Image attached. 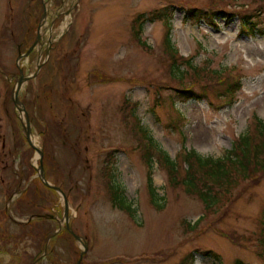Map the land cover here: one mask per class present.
I'll return each instance as SVG.
<instances>
[{
    "label": "rangeland",
    "instance_id": "obj_1",
    "mask_svg": "<svg viewBox=\"0 0 264 264\" xmlns=\"http://www.w3.org/2000/svg\"><path fill=\"white\" fill-rule=\"evenodd\" d=\"M261 3L0 0V226L11 240L0 235V264H48L42 250H51L52 238H45L67 225L63 194L35 182L41 181L40 154L26 139L25 112L14 103L20 69L35 75L19 93L34 144L46 154L47 179L66 194L70 226L80 236L63 235L53 245L59 264L76 263L82 251L80 264H264V173L206 209L155 163L154 186L164 197L159 209L148 187L142 131L180 162L185 148L222 156L256 116L264 120V33L242 34L241 21L228 16L216 19L217 26L186 21L184 11L245 12ZM170 4V23L139 18ZM142 22L136 39L133 29ZM167 37L182 60L198 65L201 80L190 83V70L187 86L173 76ZM237 78L242 87L230 102L223 89ZM183 87L202 96H178L175 89ZM112 162L134 214L109 200L110 174L103 172L112 173ZM41 214L46 220L30 224Z\"/></svg>",
    "mask_w": 264,
    "mask_h": 264
},
{
    "label": "trees",
    "instance_id": "obj_2",
    "mask_svg": "<svg viewBox=\"0 0 264 264\" xmlns=\"http://www.w3.org/2000/svg\"><path fill=\"white\" fill-rule=\"evenodd\" d=\"M173 11H175V5L170 4L168 7L163 8V10H157L152 12V14L148 13L147 15L142 14L139 18L143 20V22L147 20L154 22V20L163 19L165 22L170 23ZM184 11L186 21L194 20L196 22H200L204 20L212 26H217L216 19H219L222 16H228L231 18H238L241 21L242 25L240 32L242 34L251 35L255 32L260 34L264 33L263 26L259 25V19L262 18L261 16H264V3H261L254 10L245 12L228 9L222 10L217 8L209 10L204 7L197 6L184 7ZM143 22L142 24L139 23L140 25L138 28L133 29L134 37L136 39H139V34L143 29ZM166 45V50L171 59V73L180 81V84L185 83L184 86H187L185 80L183 79L186 78V74H188L189 70V72L193 74V76H191L192 79H189L190 83L195 82L194 79L196 78L197 80H201L203 73L200 72L198 65L193 61V59L188 58L182 60V56L179 54L177 46H175V43L171 41L170 37H167ZM215 72L217 71L215 70ZM205 77L209 78L207 75ZM207 84L208 83L204 82L202 85ZM192 87H183L175 90L179 92L178 96L185 98H198L199 94L195 92ZM239 87H242L241 78L233 80L225 87V89H223L224 96L228 97L230 102H232V98H234ZM142 131L145 133V137L147 139L145 161L148 167V187L152 203L159 209L164 207V203L160 202V200H163L164 197L158 195L157 189L154 186L153 168L155 163H158L159 166L167 169L169 173V180L172 184L183 185L187 193L198 196L204 203L206 209H210L220 204L223 199L231 200L234 194L233 191H236L242 183L246 181L249 182L254 179V177L264 173V120L258 116L255 117V121L243 134L236 137L232 147L219 157L203 156L195 149L185 148L181 153L182 161L179 162V160L171 158L169 153L159 146L157 141H155L153 137L147 133L145 128L142 127ZM46 158L45 154L44 162L46 161ZM112 164L113 162L108 165L112 166ZM115 168V165H113L111 169L112 173L108 172V170L103 172L105 175L108 173L110 174L109 180L107 181L109 200L111 201L113 207L124 210L130 214H134L137 212V209L134 208L133 204L127 200L124 195V188L122 185L116 182V180L114 181V178L117 176ZM47 177L48 176H46V178ZM41 181L38 179L35 180L36 184L39 182L40 186L44 187V189L54 192L53 188L46 186ZM17 200L19 201V199ZM4 215L5 218H8L7 214H2L3 217ZM46 218L47 217L41 214L36 220L31 221L30 224L37 221L42 222L46 220ZM48 220L53 221L51 218ZM197 222L198 221L191 225V230H195L197 228ZM52 232L45 238V240L47 238H52L51 250L46 252L43 248L42 251L45 253L44 256L47 259L48 264H59L57 260L58 256L53 245L55 246V243L59 240L60 236L70 235L71 233L67 229H61L60 232L56 233L52 237ZM0 235L11 241L2 228L0 230ZM205 254H212V256L220 261V255L214 253L213 251H207ZM35 261H38L36 256L34 258V262ZM236 264L244 263L238 260L236 261Z\"/></svg>",
    "mask_w": 264,
    "mask_h": 264
},
{
    "label": "water",
    "instance_id": "obj_3",
    "mask_svg": "<svg viewBox=\"0 0 264 264\" xmlns=\"http://www.w3.org/2000/svg\"><path fill=\"white\" fill-rule=\"evenodd\" d=\"M39 42V37H37V40L34 42V44L28 49V51L24 54V55H28L29 52H31V50L38 44ZM22 56V55H21ZM41 66V65H40ZM35 75H29V76H26L24 75L22 69H20V77L18 78V82H17V86L16 88L14 89V103L16 105V107L19 109V111H24L25 112V115H26V123H23V129L25 131V136H26V139L27 141L29 142V144L34 147L38 153L40 154V167H39V176L40 178L42 179V181L44 182V184L48 187H52L53 189L57 190V191H60L64 198H65V205H66V211H65V216H66V221H67V229L73 234V236L76 238V239H80V236H78L77 234H75V232L71 229L70 227V223H69V215H68V199L66 197V194L64 193V191L61 189V187L57 186V185H54L52 184L45 176V170H44V166H43V155H44V152L42 149H40L38 146H36L34 144V142L32 141V127H31V122H30V119H29V116H28V113L27 111L25 110V108L23 107V104L22 102L20 101L19 99V93H20V89L22 87V84L24 81L28 80L29 78H32L34 77ZM59 231V229L57 230ZM56 231V232H57ZM83 255H84V251L81 252V256L80 258L77 260L76 263L74 264H80L81 263V260L83 258Z\"/></svg>",
    "mask_w": 264,
    "mask_h": 264
},
{
    "label": "bare ground",
    "instance_id": "obj_4",
    "mask_svg": "<svg viewBox=\"0 0 264 264\" xmlns=\"http://www.w3.org/2000/svg\"><path fill=\"white\" fill-rule=\"evenodd\" d=\"M31 138H32V141H33V142H36L35 137H34L33 135H32Z\"/></svg>",
    "mask_w": 264,
    "mask_h": 264
}]
</instances>
